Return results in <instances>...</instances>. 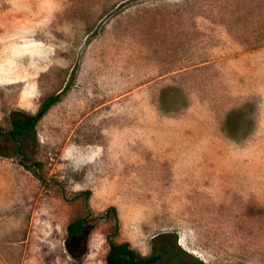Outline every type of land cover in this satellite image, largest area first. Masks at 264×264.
Returning <instances> with one entry per match:
<instances>
[{"label": "rangeland", "instance_id": "1", "mask_svg": "<svg viewBox=\"0 0 264 264\" xmlns=\"http://www.w3.org/2000/svg\"><path fill=\"white\" fill-rule=\"evenodd\" d=\"M67 85L0 136V264H264V0H0L2 129Z\"/></svg>", "mask_w": 264, "mask_h": 264}, {"label": "trees", "instance_id": "2", "mask_svg": "<svg viewBox=\"0 0 264 264\" xmlns=\"http://www.w3.org/2000/svg\"><path fill=\"white\" fill-rule=\"evenodd\" d=\"M69 87L70 85H67L63 91L47 96L40 104L38 112L35 115H23L14 119L11 128L7 131H4L0 126V136L14 142L16 151L23 154L25 151L24 137L36 131L38 122L47 114L51 107L61 101ZM243 115L242 109L235 110L229 114L225 125H228L231 132L239 130V118ZM37 164L40 165V162H37ZM102 217H109L114 220L118 229L119 218L115 206L108 208L105 216ZM96 219L91 216L80 217L68 225V249L72 255L78 256L84 250L88 242V235ZM174 242L176 244V239ZM161 257L160 253H153L149 256L142 255L129 242H118L110 238L109 264H158Z\"/></svg>", "mask_w": 264, "mask_h": 264}]
</instances>
